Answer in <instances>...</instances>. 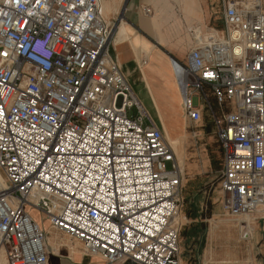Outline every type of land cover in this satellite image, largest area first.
Here are the masks:
<instances>
[{"label": "built area", "instance_id": "2783aa9c", "mask_svg": "<svg viewBox=\"0 0 264 264\" xmlns=\"http://www.w3.org/2000/svg\"><path fill=\"white\" fill-rule=\"evenodd\" d=\"M222 6L225 36L171 64L186 117L214 125L223 211L264 220V0ZM115 34L100 0H0L8 264H48L32 211L106 264H185L184 168L111 57Z\"/></svg>", "mask_w": 264, "mask_h": 264}, {"label": "crops", "instance_id": "0c3cea01", "mask_svg": "<svg viewBox=\"0 0 264 264\" xmlns=\"http://www.w3.org/2000/svg\"><path fill=\"white\" fill-rule=\"evenodd\" d=\"M214 1L218 2L220 8H223L222 0ZM216 2H212V0L101 1L104 10V21L108 24L115 23L118 25L110 47V55L120 65L123 74L132 86L147 115L152 118L153 121L151 120V122L157 127L162 125L166 127L167 124L163 119L169 116L171 118L173 109H179L181 106V97L176 81L171 78L166 82L165 74L168 73L170 67L173 70L171 59L185 62L189 52L197 47L205 36L216 34L223 37L226 34L225 26L222 31H217L204 28L202 24L203 21V23L209 22L211 15V9L209 8H214ZM175 8H180V10L176 12ZM221 20L223 23V11ZM190 26L193 27L189 31L190 41L185 38L184 42L179 44L165 40V46L159 41H163L164 37L168 35L167 32L163 34V29L177 30L176 35H178L181 30H187ZM120 28L121 33L119 34ZM119 37L123 39L122 51L120 43L116 44ZM121 52L124 58V66L119 62ZM147 66L162 71L163 76H154L152 79ZM128 73L141 74L142 79H129ZM179 115L181 121V113ZM146 123L150 124V121ZM191 124L193 127H197V125ZM171 132L175 137L178 136V133L183 135L181 127H176ZM184 134L186 133L184 132ZM188 138L191 137L188 136ZM192 143L195 145L193 141ZM195 151L192 156H194L196 163L188 166V170L194 172L198 170L208 171L210 169L209 157L205 156L204 151L201 153L198 150ZM202 183V181H199L197 185L202 187ZM215 201L217 202V199ZM217 209L219 215H214L216 218L222 213L221 205ZM30 213L46 233L48 264H106L99 257L87 255L81 244L52 228L41 214L34 211ZM252 236L256 244L251 245L247 250V260L250 261L248 264H264L263 219H258ZM240 253L239 247L226 246L220 252L211 249L206 252L204 258L206 260L207 258H214L217 262L236 261L243 258H241ZM0 263L8 264L7 252L4 250L0 251Z\"/></svg>", "mask_w": 264, "mask_h": 264}, {"label": "rangeland", "instance_id": "374dc122", "mask_svg": "<svg viewBox=\"0 0 264 264\" xmlns=\"http://www.w3.org/2000/svg\"><path fill=\"white\" fill-rule=\"evenodd\" d=\"M101 1L102 0H100V3ZM212 2L216 1L212 0ZM209 9H211L210 19L208 23L202 22L204 28L222 31L224 29L221 20L222 8H220L218 2H216L214 3V8ZM179 10L180 8H175L176 12ZM115 25L117 31L118 25ZM192 29L193 27L190 26L187 30H181L178 35H176L178 32L177 30L163 29V34L167 32L168 35L164 37L163 41H159L163 46L166 45L165 40L179 44L183 43L185 38L190 41L189 31ZM120 33L121 28L119 30V34ZM118 43H123V39H120V37L117 38L116 44ZM165 75L166 82L171 78L175 81L171 67ZM194 103L197 105V98L194 99ZM180 105L179 109H173L171 118L169 116L163 119L167 124L166 127L162 125L163 128L162 126L158 128L162 131L164 138L174 150L179 163L184 168L186 177L185 187L183 189L185 207L182 214L183 227L181 230L183 262L185 264H248L250 261L247 260V250L251 245L254 246L256 244L252 235L259 217H231L226 214L223 209L220 216H217V218L214 216L219 215L217 208L221 205L219 178L221 153L217 143L216 131L212 124L210 114L206 109L203 111L202 123L197 125V127H193L185 115L182 100H180ZM180 113L182 116L181 121L179 120ZM151 120L152 118L150 121ZM176 127H181L183 135H180V133H178L176 137L173 135L171 130H175ZM210 127L213 128L209 131ZM184 132L186 134H184ZM188 136L192 139H189ZM170 140L175 142V146L171 145ZM192 141L195 145H193ZM195 150L200 151L199 153L204 151L205 156L209 157L210 169H208V171L202 172L198 170L194 172L188 170V166H192L196 163L194 156H192V154L196 152ZM0 180L2 181V185H4V187L6 186L7 189V179L2 171H0ZM198 180L203 182L202 187L197 185V182L199 183ZM216 199L217 202L215 201ZM242 221H245L246 225L241 224ZM247 225L250 227V230L241 229V227ZM226 246L232 248L239 247L241 258H243L236 261L232 260L225 262H217L214 258H207V260L204 258L206 252H209L211 249L220 252V250Z\"/></svg>", "mask_w": 264, "mask_h": 264}, {"label": "bare ground", "instance_id": "6f19581e", "mask_svg": "<svg viewBox=\"0 0 264 264\" xmlns=\"http://www.w3.org/2000/svg\"><path fill=\"white\" fill-rule=\"evenodd\" d=\"M102 14H103V17H104V10H103V6H102ZM104 19V18H103ZM119 45H121L120 47H121V51H122V49H123V43L121 44H119ZM119 62H120V64L122 65V66H124V58H123V55H122V52H121V54L119 55ZM147 68L149 69V73H150V75H151V77H152V79H153V77L154 76H159V77H162L163 76V73H162V71H160V70H158V69H153V68H150L149 66H147ZM128 77H129V79H133V78H135V79H142V75L141 74H129L128 73ZM174 78H175V76H174ZM175 81H176V79H175ZM176 85H177V82H176ZM177 88H178V85H177ZM179 90V89H178ZM170 143H171V145L172 146H175V142H173V141H171L170 140ZM174 148V147H173ZM182 160H183V157H182ZM4 190H6V186L4 187V185H2V181L0 180V193L1 192H3ZM34 218V217H33ZM247 219H249V218H247ZM184 222V221H183ZM241 224H245L246 225V222L245 221H242V223ZM241 229H243V230H245V229H249L250 230V227L247 225V226H244V227H241ZM247 231V230H246ZM254 231V230H253ZM245 236V235H244ZM1 264V263H0Z\"/></svg>", "mask_w": 264, "mask_h": 264}, {"label": "trees", "instance_id": "16d2710c", "mask_svg": "<svg viewBox=\"0 0 264 264\" xmlns=\"http://www.w3.org/2000/svg\"><path fill=\"white\" fill-rule=\"evenodd\" d=\"M213 127H210L209 128V131L212 129ZM217 143H218V145H219V150H220V153H221V169H222V167H223V152H222V148H221V145H220V143H219V141H217ZM221 169H220V171H221ZM219 171V172H220Z\"/></svg>", "mask_w": 264, "mask_h": 264}]
</instances>
